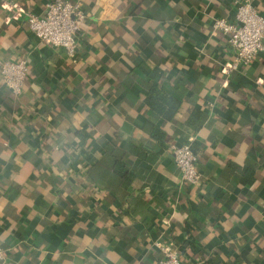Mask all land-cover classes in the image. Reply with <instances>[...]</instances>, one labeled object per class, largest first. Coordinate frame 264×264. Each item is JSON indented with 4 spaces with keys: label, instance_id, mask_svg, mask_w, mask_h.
<instances>
[{
    "label": "crops",
    "instance_id": "obj_1",
    "mask_svg": "<svg viewBox=\"0 0 264 264\" xmlns=\"http://www.w3.org/2000/svg\"><path fill=\"white\" fill-rule=\"evenodd\" d=\"M78 1L73 62L29 29L48 0H0V59L30 65L20 96L0 77L1 264H153L159 242L183 264H264V52L227 77L213 28L235 0ZM189 141L199 186L172 155Z\"/></svg>",
    "mask_w": 264,
    "mask_h": 264
},
{
    "label": "built area",
    "instance_id": "obj_2",
    "mask_svg": "<svg viewBox=\"0 0 264 264\" xmlns=\"http://www.w3.org/2000/svg\"><path fill=\"white\" fill-rule=\"evenodd\" d=\"M236 13L233 19L225 17L214 20L215 31L228 36L234 50L233 59L224 65V73L230 76L249 65L264 52V14L253 0H235ZM87 14L80 1L48 0L43 14L28 13V26L41 42L52 47L64 48L73 62L78 61V34ZM29 61L25 57L16 60L0 59V77L13 96H20L29 78ZM174 162L181 171L182 181L193 186L202 183L197 167L198 155L190 141L172 146ZM85 166L79 169L84 172ZM165 258L153 264H183L179 250L172 243L159 242ZM5 260V251L0 247V264Z\"/></svg>",
    "mask_w": 264,
    "mask_h": 264
},
{
    "label": "trees",
    "instance_id": "obj_3",
    "mask_svg": "<svg viewBox=\"0 0 264 264\" xmlns=\"http://www.w3.org/2000/svg\"><path fill=\"white\" fill-rule=\"evenodd\" d=\"M161 93H163V92L160 89H154V90H151V94H150V100H154L155 101L154 102L155 104H152V106L154 108H156L159 112H163V110L161 108V105L157 104V102L159 100H167V98L161 96ZM169 100H173V103L170 105L168 113H163V114H165V115L169 116L170 118H172L174 113H175V111L178 109V106H179V101L178 100H181V99H178L177 96H173ZM189 124L191 126H193V123L191 121H189ZM190 143H191V146H192V142H190ZM193 149H194V147H193ZM196 154H197V152H196ZM111 157L114 158V162H115L114 165H116L117 161H118V164H119V162L122 159L121 155H116V154H112ZM199 160H200V158H199V155H198V162H199ZM198 162H197V167H198ZM198 170H199V168H198Z\"/></svg>",
    "mask_w": 264,
    "mask_h": 264
}]
</instances>
